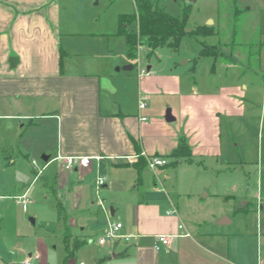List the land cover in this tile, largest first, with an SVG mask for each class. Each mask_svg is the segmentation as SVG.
<instances>
[{
	"label": "crops",
	"instance_id": "obj_1",
	"mask_svg": "<svg viewBox=\"0 0 264 264\" xmlns=\"http://www.w3.org/2000/svg\"><path fill=\"white\" fill-rule=\"evenodd\" d=\"M223 23L219 18L218 26ZM208 26L215 34V25ZM246 28L259 30L256 22H246ZM76 34L63 29L56 0H0V133L10 132L0 149L6 159L0 161V264H23L27 257L35 264H249L242 251L247 230H227L228 222L214 224L217 218L211 217L215 229L209 225L212 230L202 232L196 216L181 214L179 201L159 192L165 186L159 176L170 179L164 167L172 163H237L233 132L248 109L240 76L242 67L252 68V57L216 49L194 56L192 67L183 72L149 66L137 75L123 74L97 48L81 53L70 41L65 45ZM83 56L88 60H80ZM12 57L18 58L15 67ZM205 57L214 62L207 61L201 70ZM256 58L255 70L263 69L264 82L263 56ZM219 67L230 73L228 81L217 83L207 76L198 82L199 71L215 75ZM143 100L146 107L141 108ZM168 109L173 122L165 119ZM223 122L231 143L224 139ZM26 126L34 129L35 141L23 140ZM180 140L190 146L192 161L171 157ZM44 155L49 159H43L37 176L32 161ZM74 156L90 162L69 169L66 158ZM152 156L164 157L168 164L152 170L147 163ZM98 176L107 178L100 195L112 202L110 217L95 202ZM23 195L30 200L26 206L17 200ZM51 196L57 221L36 228L43 198ZM188 197L196 207L194 195ZM172 208L177 213L167 214ZM260 208L264 210L262 204ZM27 213L36 217L31 223ZM118 214L125 219L122 234L130 237L99 244L108 221H120ZM160 234L171 237L157 249ZM257 238L263 242V232ZM257 264H264V256Z\"/></svg>",
	"mask_w": 264,
	"mask_h": 264
},
{
	"label": "rangeland",
	"instance_id": "obj_2",
	"mask_svg": "<svg viewBox=\"0 0 264 264\" xmlns=\"http://www.w3.org/2000/svg\"><path fill=\"white\" fill-rule=\"evenodd\" d=\"M56 1L60 3L63 29L77 33L67 37L65 45H69L67 41H70L73 49L79 48L83 51L81 53H89L92 47L97 48L107 56V60L116 61L118 63L116 69L120 68L123 74L137 75L139 69L147 70L149 66L169 69L178 67L180 72L189 70L193 64L192 58L200 55L205 45L227 53L239 50L248 54V57H252V68L242 67L240 76L242 87L244 84L247 86L248 95L245 101L248 109L246 115L240 120L239 127L233 132V137L238 143L235 149L237 163L207 161L191 166L169 164L164 167V170L167 171L170 179L167 180L165 175L159 176L165 184L164 187L160 186L159 192L166 197L167 194L174 196L176 202L180 203L181 214L189 213L196 216L201 222L199 227L201 226L202 232L212 230L209 225L215 229V226L208 222L211 217L217 218L214 224H218L225 218L226 223L228 222L227 230L243 232L247 230L249 232L245 235L247 243L242 244L243 258L249 264H257L258 258L264 256V240L261 242L262 239L257 238V235L261 236L262 232L264 235V210L261 211L260 208L261 204L264 206V106L262 104L264 82L263 69H255L259 66L256 58L259 53L263 56L264 65V44H262L264 0H153L167 14L184 21L187 34L177 50L165 46L149 55V48L140 46L135 58L129 55L127 39L120 32L119 22L123 15H132L136 12L137 0ZM248 7L252 8L251 12L246 9ZM237 9L241 11L238 14H236ZM219 18L224 20L220 27L218 26ZM210 21L217 28L216 33L207 36L199 33V29L208 25ZM246 22L249 24L256 22L259 30L256 32V29L246 28L244 31ZM132 29L134 30V27ZM218 39H221L220 44ZM88 58L83 56L80 60L87 61ZM205 58L200 64L201 70L207 67V61L211 64L214 62L213 57ZM127 65H133V70H124V66ZM219 69L215 75H207L205 70L199 71L201 73L196 74L198 82L201 83L207 76L211 77L210 81L217 83L228 81L230 73ZM187 75L189 78V73H184V76ZM228 129V124L223 122L224 139L230 142L231 136ZM23 130L26 131L23 140L35 141L32 126H26ZM4 131H1L4 136L0 133V149L5 142L2 137L10 133ZM2 159L6 160L1 156L0 161H3ZM34 161L41 167L45 164L40 156ZM9 174L13 176V172ZM188 194L194 195L195 200L198 201L196 207L193 199L188 201ZM142 197L141 195V199ZM42 202L45 203L41 206V215L37 217L36 228H40L41 225L53 227L57 221L55 200L51 196L50 199L43 198ZM106 203L107 207L112 205L108 198ZM242 206H244L243 209ZM96 211H99L98 207ZM31 218L36 217L27 213L26 219L30 223ZM116 218H120V222L124 223L125 219L121 217V214H118Z\"/></svg>",
	"mask_w": 264,
	"mask_h": 264
},
{
	"label": "trees",
	"instance_id": "obj_3",
	"mask_svg": "<svg viewBox=\"0 0 264 264\" xmlns=\"http://www.w3.org/2000/svg\"><path fill=\"white\" fill-rule=\"evenodd\" d=\"M119 29L126 36L129 55L136 57L140 46L149 48V55L161 47H170L177 50L181 45L183 37L187 34L185 22L170 16L166 11L158 6L153 0H137L136 12L132 15H123L120 18ZM131 27V29H129ZM134 27V30L132 29ZM194 33V32H192ZM202 35H212V26H204L199 29ZM216 48L205 45L201 53L203 55L213 54ZM171 157L186 162L193 160L192 150L184 141L180 140L177 148L172 152ZM62 204L58 203V213L60 218H64ZM75 247L78 241L72 243Z\"/></svg>",
	"mask_w": 264,
	"mask_h": 264
},
{
	"label": "built area",
	"instance_id": "obj_4",
	"mask_svg": "<svg viewBox=\"0 0 264 264\" xmlns=\"http://www.w3.org/2000/svg\"><path fill=\"white\" fill-rule=\"evenodd\" d=\"M144 71V70H143ZM140 107L144 108L146 107V102L143 100L140 102ZM100 157H97L99 159ZM90 162L89 157H67L66 158V166L69 169H73L76 165L80 164L83 166L88 165ZM148 166L152 170H156L159 167L165 166L168 164V160L164 157L161 156H152L148 159ZM33 169L37 172V176L41 175L43 168L36 162H32ZM106 176H98L96 179V187H97V199H96V204L99 206L102 212L106 213L108 217L111 216V210L109 207H107L105 200L102 198L100 195V189L106 184ZM17 200L22 202L24 206H26L29 203V199L26 198V195L19 196L17 197ZM177 209L172 208L171 210L167 211V214H176ZM122 228L123 224L120 221L117 220H109L106 230L102 234V236L99 237L98 242L101 245H106V244H112L114 240L119 239L121 237L129 238L130 236H125L122 234ZM179 229L183 230L184 225L179 224ZM189 235V234H188ZM170 235L167 234H160L157 236V243L155 244V247L157 249L160 248L161 245H168L170 241ZM23 264H35L34 260L30 257H27L24 259ZM83 264V263H81Z\"/></svg>",
	"mask_w": 264,
	"mask_h": 264
},
{
	"label": "water",
	"instance_id": "obj_5",
	"mask_svg": "<svg viewBox=\"0 0 264 264\" xmlns=\"http://www.w3.org/2000/svg\"><path fill=\"white\" fill-rule=\"evenodd\" d=\"M212 21L209 22V24H211ZM18 62V58L17 57H12L10 59V63H11V66L12 67H15V65L17 64ZM119 69V68H118ZM124 70H132L133 69V65H127V66H124L123 68ZM165 119L168 121V122H173L175 120V117L172 116V113H171V110H167V113H166V116H165ZM43 159L44 160H48L49 159V156H46L44 155L43 156ZM113 209H112V214H113ZM32 222H33V219H32ZM225 222V218L223 220H221V223H224Z\"/></svg>",
	"mask_w": 264,
	"mask_h": 264
}]
</instances>
